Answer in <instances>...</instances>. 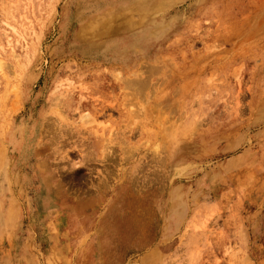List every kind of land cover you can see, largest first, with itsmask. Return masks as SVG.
I'll use <instances>...</instances> for the list:
<instances>
[{
    "label": "rangeland",
    "instance_id": "obj_1",
    "mask_svg": "<svg viewBox=\"0 0 264 264\" xmlns=\"http://www.w3.org/2000/svg\"><path fill=\"white\" fill-rule=\"evenodd\" d=\"M0 60V264H264V0H0Z\"/></svg>",
    "mask_w": 264,
    "mask_h": 264
},
{
    "label": "bare ground",
    "instance_id": "obj_2",
    "mask_svg": "<svg viewBox=\"0 0 264 264\" xmlns=\"http://www.w3.org/2000/svg\"><path fill=\"white\" fill-rule=\"evenodd\" d=\"M143 4L141 5H134L133 7L135 8H140V11L144 12L145 14L143 15V18H146L147 17V13H149L150 11H152L153 9V6L151 5H148L146 2H142ZM262 16V15H261ZM260 17V16H259ZM118 22V21H117ZM122 22V21H121ZM132 26V23L126 19L123 20V23L121 25H117L115 23H112V22H99L97 20H90V21H87L86 23L82 24L79 26L77 32H76V36H73L72 38V44L74 45H85L86 43H88L89 41H93L94 40H97L99 37L97 36L100 31H102V34L106 35L107 33H114L115 35L116 34H120L123 30L125 29H128L129 27ZM141 31V30H140ZM15 32V31H14ZM17 33V32H15ZM137 32H135L136 34ZM132 34V33H131ZM134 34V35H135ZM127 36V35H126ZM123 38V45L121 46H124L125 48L129 47L130 45H134V44H137V40L135 38H132V37H127L126 38ZM103 37V36H102ZM106 40V39H105ZM115 39H111L110 40V43H112ZM142 41V40H141ZM9 43V42H8ZM92 43V42H91ZM93 44V43H92ZM89 48H91L92 46H88ZM111 48V47H110ZM81 49L83 50L82 46H81ZM88 50H86L87 52ZM3 67V64H2V61L0 60V70L1 68ZM5 68V67H4ZM38 140V139H37ZM4 145V144H3ZM3 150V147L1 148ZM0 149V150H1ZM6 149V147H5ZM4 149V150H5ZM100 149V148H99ZM7 150V149H6ZM103 150V149H102ZM1 154H0V163H3V160H6V156L7 155H2V151H0ZM98 154V153H97ZM108 154V153H107ZM102 157V156H101ZM98 158V157H97ZM11 159V158H10ZM11 161V160H10ZM15 164H18L19 163V159H16L15 160ZM29 161V160H28ZM11 164H12V161H11ZM2 165V164H1ZM75 166V165H74ZM78 167V166H77ZM76 167V168H77ZM3 168V167H2ZM7 168V167H6ZM9 170V169H8ZM2 173V172H1ZM107 173V172H106ZM15 174V173H14ZM2 175V174H1ZM74 175V174H73ZM76 175V174H75ZM15 176V175H14ZM17 176V174H16ZM174 176V175H173ZM175 177V176H174ZM178 178V177H177ZM2 179V178H1ZM10 179V178H9ZM13 179V177H12ZM15 179V178H14ZM17 179V178H16ZM19 179V178H18ZM17 179V180H18ZM175 179V178H174ZM179 179V178H178ZM22 180V179H20ZM16 181V180H15ZM20 182V181H19ZM21 183V182H20ZM19 184V183H18ZM23 186V185H22ZM12 189V188H11ZM26 189V188H25ZM22 190V188H21ZM54 190L55 188L51 187V189L49 190H45L43 188H40L38 191H37V201H38V204H39V207L43 205H47V204H51L49 198L47 197V193H54ZM26 191V190H25ZM177 191V190H176ZM172 197V196H171ZM66 201H67V198H66ZM67 205V204H66ZM70 206V205H69ZM69 206L67 208H69ZM9 208H5L3 203H0V214H3L5 216V214L3 212H5V210H8ZM41 209V207H40ZM4 222H5V226L7 225L6 224V219L4 218Z\"/></svg>",
    "mask_w": 264,
    "mask_h": 264
}]
</instances>
